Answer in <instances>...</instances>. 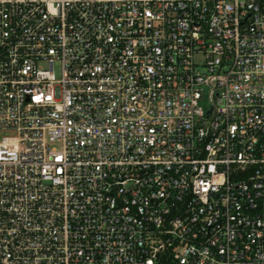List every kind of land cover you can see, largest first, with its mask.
<instances>
[{"label":"built area","instance_id":"2783aa9c","mask_svg":"<svg viewBox=\"0 0 264 264\" xmlns=\"http://www.w3.org/2000/svg\"><path fill=\"white\" fill-rule=\"evenodd\" d=\"M3 133L0 264H264V0H0Z\"/></svg>","mask_w":264,"mask_h":264},{"label":"rangeland","instance_id":"374dc122","mask_svg":"<svg viewBox=\"0 0 264 264\" xmlns=\"http://www.w3.org/2000/svg\"><path fill=\"white\" fill-rule=\"evenodd\" d=\"M9 136H13V134H10V133H3V134H0V142L2 141V139L4 137H9Z\"/></svg>","mask_w":264,"mask_h":264},{"label":"snow or ice","instance_id":"6c2138e0","mask_svg":"<svg viewBox=\"0 0 264 264\" xmlns=\"http://www.w3.org/2000/svg\"><path fill=\"white\" fill-rule=\"evenodd\" d=\"M37 99H39V97H37ZM149 264H151V262H149Z\"/></svg>","mask_w":264,"mask_h":264}]
</instances>
